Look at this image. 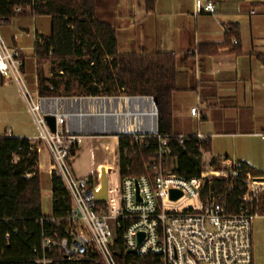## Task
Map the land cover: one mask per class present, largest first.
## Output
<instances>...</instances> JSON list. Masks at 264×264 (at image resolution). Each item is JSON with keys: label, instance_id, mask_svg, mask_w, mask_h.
Segmentation results:
<instances>
[{"label": "built area", "instance_id": "built-area-1", "mask_svg": "<svg viewBox=\"0 0 264 264\" xmlns=\"http://www.w3.org/2000/svg\"><path fill=\"white\" fill-rule=\"evenodd\" d=\"M156 9L157 0H144L145 13L152 14ZM203 11L214 14L215 3L207 1ZM2 24L6 21L0 19ZM23 67L21 51L10 48L0 34V74L15 80L25 93L40 129L39 139L51 156L50 174L60 176L71 198V208L65 214H51L39 221L42 224L51 220L64 231L62 236L56 231L53 237L46 238L44 247H57L69 261L93 264H124L126 260L133 264L138 258L145 259L144 264H254L252 223L264 205V180L247 172V190L240 197V209L229 213L225 195L215 190L213 178L238 177L243 174L244 163L226 160L224 169L202 170L191 178L178 175L175 166L168 168L171 148L168 137L160 134L153 96L38 94L34 99L26 86ZM191 113L203 116L199 105ZM46 115L56 117L55 132ZM5 135L11 136V132ZM111 135L117 139L133 136L132 145L145 144L147 137L158 138L160 146L150 164L153 175L122 178L120 156L94 166L89 178L77 175L69 164L73 149L81 147L85 139ZM103 167L108 197L100 203L95 199L93 183L100 180ZM172 190L181 196L173 199ZM249 202H254V209L244 207ZM116 247L122 252L120 260ZM55 260L43 258L41 262Z\"/></svg>", "mask_w": 264, "mask_h": 264}, {"label": "trees", "instance_id": "trees-1", "mask_svg": "<svg viewBox=\"0 0 264 264\" xmlns=\"http://www.w3.org/2000/svg\"><path fill=\"white\" fill-rule=\"evenodd\" d=\"M21 8L17 12V8ZM50 16V35L37 34L38 94L40 97L149 95L157 100L160 134L168 137L174 172L191 178L204 170V153L211 150L209 140L197 136L180 137L173 129V95L176 89V59L172 53H120L112 25L97 17L95 0H0V19L10 22L18 15ZM236 32L234 29L230 33ZM219 46H215L217 51ZM53 52L51 55L50 53ZM51 63V76L45 65ZM133 136L119 139L121 177L153 175L150 167L160 142L147 137L145 144L132 145ZM76 149H73L72 154ZM218 160L212 158L211 164ZM238 177L213 178L214 188L225 195L229 213L240 209V197L246 193L247 172L255 177L264 173L243 165ZM39 152L28 138L0 134V264H44L43 258L54 257L49 264H93L64 259L56 247H44L57 228L43 217L42 180ZM54 195L52 215L61 216L71 208V198L60 176H52ZM254 209V202L244 204ZM260 215H264V205ZM7 236H9L7 238ZM121 259V249L115 248ZM138 258L133 264H144ZM124 264H129L128 260Z\"/></svg>", "mask_w": 264, "mask_h": 264}, {"label": "crops", "instance_id": "crops-1", "mask_svg": "<svg viewBox=\"0 0 264 264\" xmlns=\"http://www.w3.org/2000/svg\"><path fill=\"white\" fill-rule=\"evenodd\" d=\"M207 1L215 3L214 14L203 11ZM95 11L115 29L120 53L169 52L175 56L174 134L208 136L211 150L204 153L208 158H216L223 165L226 160L240 161L264 173V0H157L152 14L145 13L144 0H95ZM10 22L0 25V34L10 48L21 51L23 72L30 56L34 58L36 77L31 83L38 95L35 46L28 56L16 38L8 36L6 25ZM232 29L236 32L230 33ZM215 46H219L217 51ZM50 69L49 62L45 65L48 76ZM26 86L29 90L27 82ZM197 105L202 118L191 113ZM28 108L19 84L0 74V134L11 132L30 139L35 147L41 146L37 151L42 200L49 188L48 198L54 201L51 156L37 141L40 134L34 136L30 130L25 117L30 119ZM88 151L91 154L93 149ZM175 163L172 159L167 167ZM100 164L104 162L96 164L92 159L90 171H74L87 177ZM47 173L51 183L44 184ZM43 212L51 215L53 211Z\"/></svg>", "mask_w": 264, "mask_h": 264}, {"label": "rangeland", "instance_id": "rangeland-1", "mask_svg": "<svg viewBox=\"0 0 264 264\" xmlns=\"http://www.w3.org/2000/svg\"><path fill=\"white\" fill-rule=\"evenodd\" d=\"M7 34L10 37H15L16 41L20 48L24 50V52L29 56V53L32 54L34 46H35V36L38 32L40 35H50L52 32V18L50 16H23L18 15L12 18L11 22L6 25ZM28 61V65L26 67V71L23 72L25 76V82H27L29 91L31 92L33 98H36V90L32 88V81L36 77L35 73V60L31 58ZM46 72V70H45ZM47 74V73H46ZM84 104L83 106H85ZM84 108V107H83ZM85 112V108L83 109ZM28 114L30 119L27 121L30 126L31 132L34 136H39L40 129L37 125L32 112L28 108ZM89 131H95L89 128ZM37 138V137H36ZM117 138L114 136L108 137H98L93 139H85L83 141V145L75 150V153L69 160V164L71 165L73 170L76 171H90L92 167V159L98 164L105 162L108 159L110 162L119 156V145H117ZM39 142L44 143L43 140L39 139ZM88 149H93V152L90 154ZM47 151V150H45ZM49 153V152H48ZM46 158V157H45ZM43 158V162L46 163V159ZM172 159H168V162L171 163ZM49 162V160H48ZM204 170H212V169H224V165L221 162H218L217 165L213 166L211 164L212 159L208 158L204 155ZM48 165V164H47ZM74 171V172H76ZM50 175L45 174L43 176L44 184L51 183ZM89 178V176H87ZM46 186V185H45ZM48 188V187H47ZM45 197L43 202V209L46 212H50L53 208V200L52 198H48V194L50 193L49 188L45 189ZM252 240H253V257L254 264H264V215H258L255 217L252 223Z\"/></svg>", "mask_w": 264, "mask_h": 264}, {"label": "water", "instance_id": "water-1", "mask_svg": "<svg viewBox=\"0 0 264 264\" xmlns=\"http://www.w3.org/2000/svg\"><path fill=\"white\" fill-rule=\"evenodd\" d=\"M155 101L157 102L156 98H155ZM45 119L48 125L50 126L51 130L55 132L56 131V117L54 115H46ZM259 179L264 180V177H260ZM107 190H108V179H107L105 168L103 167L101 168V171H100V180L93 183V192L95 195V199L100 203L106 202L107 197H108ZM171 196L173 199H177L181 196V193L179 191L172 190ZM131 252L135 253L136 251L132 250Z\"/></svg>", "mask_w": 264, "mask_h": 264}]
</instances>
